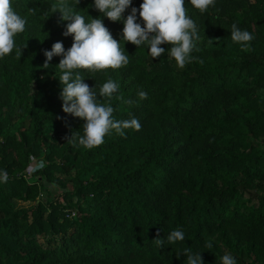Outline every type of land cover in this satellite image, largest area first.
Masks as SVG:
<instances>
[{
  "label": "trees",
  "instance_id": "trees-1",
  "mask_svg": "<svg viewBox=\"0 0 264 264\" xmlns=\"http://www.w3.org/2000/svg\"><path fill=\"white\" fill-rule=\"evenodd\" d=\"M12 2L27 24L16 37L21 55L0 60V169L9 174L0 264H186L182 247L200 251L203 264H221L225 253L264 264V0H216L205 13L185 0L200 39L183 68L125 41L127 66L82 70L97 91L116 81L114 118L141 124L91 150L67 141L83 121L62 111L61 57L42 67L54 42L71 46L68 22L56 0ZM91 3L79 0L76 11L95 18ZM102 22L119 40L122 23ZM233 23L254 34L247 46L232 41ZM32 158L40 163L28 173ZM174 228L185 241L159 248L155 239Z\"/></svg>",
  "mask_w": 264,
  "mask_h": 264
},
{
  "label": "clouds",
  "instance_id": "clouds-1",
  "mask_svg": "<svg viewBox=\"0 0 264 264\" xmlns=\"http://www.w3.org/2000/svg\"><path fill=\"white\" fill-rule=\"evenodd\" d=\"M78 3L79 0H56L53 11H58L60 19L68 22L62 35H71L72 44L65 49L61 41L54 42L50 50L43 51L45 61L42 67L48 69L53 56L61 57L55 65L59 68V76L55 77L61 86L59 96L62 111L83 121L82 134L73 131L67 141L76 147L91 150L103 144L107 135L114 132L124 136L125 129L138 131L141 124L135 116L124 120L114 118L112 100L120 88L116 81L108 78L97 91L95 85L90 87L84 82L82 70L90 74L127 66L130 61L124 48L125 41L137 48L147 49L150 58L160 57L167 52L174 58L176 66L183 68L196 59L192 53L200 36L196 22L188 14L185 0H141L138 8L133 6L132 0H92L90 6L100 13L95 18L86 12L79 14L76 11ZM187 3L200 13H205L215 6L216 0H187ZM126 10L127 15H124ZM102 17L122 23L119 40L113 38ZM26 24V18L14 9L12 0H0V60L14 49L21 55L25 45H17L16 37L25 31ZM230 35L232 41L242 47L255 38L253 33L236 23L231 25ZM162 44L170 47H161ZM138 96L143 99L147 93L140 90ZM100 98L104 102H100ZM8 179L7 170L0 169V184ZM184 241L182 228H174L166 237L155 239L159 248ZM204 247L211 249L213 242L207 240ZM176 254H183L186 264H203L200 251H193L190 247H182ZM220 260L221 264H237V259L231 253L223 254Z\"/></svg>",
  "mask_w": 264,
  "mask_h": 264
},
{
  "label": "rangeland",
  "instance_id": "rangeland-1",
  "mask_svg": "<svg viewBox=\"0 0 264 264\" xmlns=\"http://www.w3.org/2000/svg\"><path fill=\"white\" fill-rule=\"evenodd\" d=\"M258 92L260 93V94H264V88L263 89H259L258 90ZM39 161L38 160H36V159H34V158H32V160H31V162H30V164H29V167L27 168V172L29 173V172H33V170L36 168V166H38L39 165ZM52 192L54 193V194H56V191H54V190H52ZM31 204V202H22V201H16L15 202V205L17 206V207H27V206H29ZM72 216H74V214H71ZM62 218V216H60V219Z\"/></svg>",
  "mask_w": 264,
  "mask_h": 264
}]
</instances>
